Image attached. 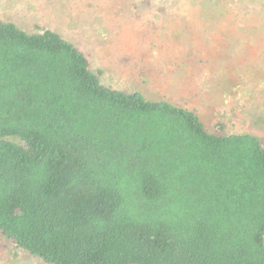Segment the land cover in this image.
Segmentation results:
<instances>
[{
    "label": "trees",
    "instance_id": "obj_1",
    "mask_svg": "<svg viewBox=\"0 0 264 264\" xmlns=\"http://www.w3.org/2000/svg\"><path fill=\"white\" fill-rule=\"evenodd\" d=\"M99 76L0 20V236L44 264H264L261 140Z\"/></svg>",
    "mask_w": 264,
    "mask_h": 264
},
{
    "label": "rangeland",
    "instance_id": "obj_2",
    "mask_svg": "<svg viewBox=\"0 0 264 264\" xmlns=\"http://www.w3.org/2000/svg\"><path fill=\"white\" fill-rule=\"evenodd\" d=\"M0 20L58 32L106 86L264 145V0H0ZM0 264L44 263L0 236Z\"/></svg>",
    "mask_w": 264,
    "mask_h": 264
}]
</instances>
